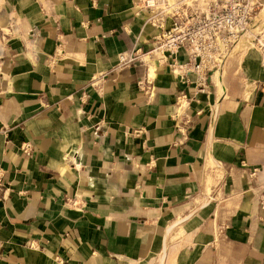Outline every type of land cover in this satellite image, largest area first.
I'll list each match as a JSON object with an SVG mask.
<instances>
[{"label":"crops","instance_id":"obj_1","mask_svg":"<svg viewBox=\"0 0 264 264\" xmlns=\"http://www.w3.org/2000/svg\"><path fill=\"white\" fill-rule=\"evenodd\" d=\"M149 14L0 0V264H264L261 55L118 68Z\"/></svg>","mask_w":264,"mask_h":264},{"label":"built area","instance_id":"obj_2","mask_svg":"<svg viewBox=\"0 0 264 264\" xmlns=\"http://www.w3.org/2000/svg\"><path fill=\"white\" fill-rule=\"evenodd\" d=\"M188 1L141 0L142 8L150 12L147 21L162 33L147 51L134 48L118 54L117 67L131 66L144 57L171 60L174 73L195 74L199 90L205 91L210 73L222 66L236 42L248 34L258 0H217L205 4ZM253 41L264 69V38L255 37ZM181 53L185 54L182 62L178 60ZM29 148L25 144L23 149L28 152Z\"/></svg>","mask_w":264,"mask_h":264},{"label":"rangeland","instance_id":"obj_3","mask_svg":"<svg viewBox=\"0 0 264 264\" xmlns=\"http://www.w3.org/2000/svg\"><path fill=\"white\" fill-rule=\"evenodd\" d=\"M217 0H189L188 2L194 3V4H205L206 2L212 3ZM264 0H258L256 7H255V12L253 14V19L251 23L249 24V32L248 34L244 35L240 40L236 42L234 45V48L231 52L230 55L232 54H238L242 52L243 50H257L254 46V41H250V35L252 38H264ZM262 18V19H261ZM254 40V39H253Z\"/></svg>","mask_w":264,"mask_h":264},{"label":"bare ground","instance_id":"obj_4","mask_svg":"<svg viewBox=\"0 0 264 264\" xmlns=\"http://www.w3.org/2000/svg\"><path fill=\"white\" fill-rule=\"evenodd\" d=\"M264 14V12H263ZM264 16V15H263ZM262 19V18H261ZM252 35V34H251ZM250 35V41H253L254 38H252V36Z\"/></svg>","mask_w":264,"mask_h":264}]
</instances>
